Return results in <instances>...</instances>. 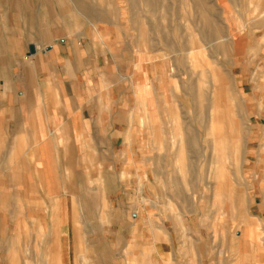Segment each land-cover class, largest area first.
I'll return each instance as SVG.
<instances>
[{
	"label": "crops",
	"instance_id": "0c3cea01",
	"mask_svg": "<svg viewBox=\"0 0 264 264\" xmlns=\"http://www.w3.org/2000/svg\"><path fill=\"white\" fill-rule=\"evenodd\" d=\"M72 2L95 34L39 52L38 31L12 23L25 1L0 0V264H264V100L243 184L209 212H166L143 125L155 61L124 74L122 53L102 51L105 14Z\"/></svg>",
	"mask_w": 264,
	"mask_h": 264
},
{
	"label": "rangeland",
	"instance_id": "374dc122",
	"mask_svg": "<svg viewBox=\"0 0 264 264\" xmlns=\"http://www.w3.org/2000/svg\"><path fill=\"white\" fill-rule=\"evenodd\" d=\"M23 1L26 6L11 7L12 23L28 39L38 31L39 52L85 30L95 34L72 0ZM88 1L105 14L104 21L94 20L102 51L122 53L124 74L134 72L137 61H155L151 116L143 125L155 130L160 207L187 214L216 208L228 189L248 177L251 115L264 100V0ZM129 81L119 85L129 88ZM142 108L147 114L145 102Z\"/></svg>",
	"mask_w": 264,
	"mask_h": 264
},
{
	"label": "bare ground",
	"instance_id": "6f19581e",
	"mask_svg": "<svg viewBox=\"0 0 264 264\" xmlns=\"http://www.w3.org/2000/svg\"><path fill=\"white\" fill-rule=\"evenodd\" d=\"M146 1H147V0H146ZM194 4H195V3H194ZM197 6H198V7H201V5H200L199 3H197ZM197 20H198V19H197ZM203 20H204V19H203ZM204 21H205V20H204ZM200 23H201V22H200ZM205 23H206V27H207L208 24H207L206 21H205ZM211 24H212V23H211ZM209 27H210V26H209ZM204 29H205V28H204ZM211 29H212V28H211ZM197 31H198V30H197ZM200 31H201V30H200ZM202 31L205 32L203 29H202ZM202 31H201V32H202ZM198 33H199V32H198ZM208 33H209V32H208ZM201 34H202V33H201ZM204 34H206V33H204ZM204 34H203V35H204ZM218 34H219V33H218ZM219 35H220V34H219ZM215 36H216V35H215ZM213 38H214V37H213ZM216 39H217V38H216ZM179 44H180V43H179ZM204 73H205V72H204ZM204 73L202 72L201 75L204 76V75H205ZM215 74L217 75L218 73H215ZM219 77H221V75H219ZM217 78H218V77H217ZM221 78H222V77H221ZM221 78H220V79H221ZM207 79H210V78H207ZM218 79H219V78H218ZM201 80H203V79L201 78ZM203 81H204V80H203ZM222 81H223V79H222ZM215 83H216V82H215ZM220 83H221V81H220ZM207 84H208V83H207ZM217 84H218V83H217ZM199 87H200V85H199ZM213 87H214V86H213ZM196 89H197V88H196ZM189 90H190V88H189ZM197 90H198V92H199V93H197V94H198V95H197V98H199L198 100H201V97H202L201 94H202V92H200V90H202V89L200 88V90H199V89H197ZM190 91H191V90H190ZM190 91H189V92H190ZM192 92H193V94L195 93V91H193V90H192ZM196 92H197V91H196ZM190 93H191V92H190ZM190 93H189V94H190ZM204 93H205V92H204ZM218 93H219V92H218ZM216 94H217V93H216ZM195 95H196V94H195ZM195 95H193L194 98H195ZM199 95H200L201 97H200ZM190 96H191V95H190ZM213 97H214V96H213ZM197 98H196V99H197ZM200 102H201V101H200ZM202 102H203V101H202ZM202 102H201V103H202ZM197 103H198V102H197ZM197 103H195V104H197ZM185 104H186V103H185ZM198 104H199V103H198ZM198 104H197V105H198ZM198 107H199V109H198L199 112H202V109H203V111H204V108H201V104H200V106H198ZM202 107H204V106H202ZM211 109H212V108H211ZM213 111H214V110H213ZM213 111H212V112H213ZM212 112H211V113H212ZM200 114H201V113H200ZM210 119H211V118H210ZM194 133H195V132H194ZM182 136H183V135H182ZM218 138H219V137H218ZM199 139H200V138H199ZM187 144H188V143H187Z\"/></svg>",
	"mask_w": 264,
	"mask_h": 264
},
{
	"label": "water",
	"instance_id": "95a60500",
	"mask_svg": "<svg viewBox=\"0 0 264 264\" xmlns=\"http://www.w3.org/2000/svg\"><path fill=\"white\" fill-rule=\"evenodd\" d=\"M35 52H36V47H35V45L31 44V45L29 46V53H30V54H33V53H35Z\"/></svg>",
	"mask_w": 264,
	"mask_h": 264
}]
</instances>
